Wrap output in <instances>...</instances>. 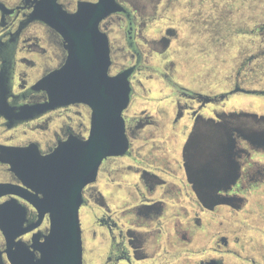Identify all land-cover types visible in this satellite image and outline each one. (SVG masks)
Instances as JSON below:
<instances>
[{
    "label": "flooded vegetation",
    "instance_id": "1",
    "mask_svg": "<svg viewBox=\"0 0 264 264\" xmlns=\"http://www.w3.org/2000/svg\"><path fill=\"white\" fill-rule=\"evenodd\" d=\"M98 1L0 0V183L24 186L8 161L15 150L48 155L88 137V104L48 105L56 85L51 76L69 51L43 12L59 6L76 13ZM112 1L118 9L102 16L97 29L108 42V74L127 72L128 146L104 158L82 190V264H264V236L257 234L264 233V115L229 103L233 95L264 98V89L243 86L236 73L219 91L204 79L174 78L171 56L203 51L206 26L217 24V16L203 15L205 0ZM160 2L170 14L156 13ZM154 55L161 66L149 65ZM158 78L170 91L169 110H131L143 82ZM10 200L21 206L1 216H14L11 230L18 222L20 229L35 227L13 240L0 228V264H33L48 214L39 219L23 197L0 196V204Z\"/></svg>",
    "mask_w": 264,
    "mask_h": 264
},
{
    "label": "water",
    "instance_id": "2",
    "mask_svg": "<svg viewBox=\"0 0 264 264\" xmlns=\"http://www.w3.org/2000/svg\"><path fill=\"white\" fill-rule=\"evenodd\" d=\"M53 7L52 12H43L44 19L62 34L69 54L65 64L51 76L56 85L50 87L48 105L88 104L92 109L90 132L86 139L61 143L48 155L23 156L15 150L8 161L26 187L0 183V196L9 193L23 197L37 209L39 219L48 214V233L40 246L41 255L33 264H82V190L95 179L104 158L121 155L127 149L122 113L129 103L130 86L127 72L108 74V42L97 29L102 16L118 9L113 1L81 4L76 13ZM20 208L15 200L0 204V228L9 240L35 227L20 229L18 222L19 228L14 231V216L8 220L1 217L8 211L17 213Z\"/></svg>",
    "mask_w": 264,
    "mask_h": 264
},
{
    "label": "rangeland",
    "instance_id": "3",
    "mask_svg": "<svg viewBox=\"0 0 264 264\" xmlns=\"http://www.w3.org/2000/svg\"><path fill=\"white\" fill-rule=\"evenodd\" d=\"M163 4L164 2L158 4L156 13L163 16L170 14L162 9ZM203 9V15L207 18L217 16V24L206 26L211 32L200 38L202 43L205 42L203 51L184 53L177 50L175 55H170L176 67L174 78L181 83L191 79H204L203 83L210 88L217 85L219 91L232 81L236 73L243 86L264 89V0H205ZM209 37L211 43H217V46L206 41ZM163 61L161 56L154 55L149 65L161 66ZM194 68L199 70H192ZM144 70L148 72L145 68ZM159 80L160 78L143 82L145 86L139 87V95H134L131 110L146 106L155 112L158 109L150 107L159 105L169 110L170 91ZM231 98L230 106L243 107L248 112L264 115L263 97L233 95ZM148 127L152 129L153 125ZM82 216H85V208L82 209ZM257 234L259 239L264 236L262 231Z\"/></svg>",
    "mask_w": 264,
    "mask_h": 264
}]
</instances>
